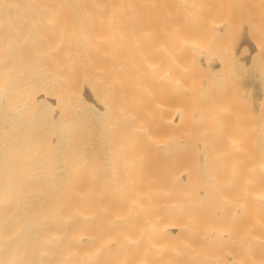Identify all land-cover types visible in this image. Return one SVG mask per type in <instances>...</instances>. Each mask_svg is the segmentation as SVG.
Wrapping results in <instances>:
<instances>
[{
    "label": "bare ground",
    "instance_id": "1",
    "mask_svg": "<svg viewBox=\"0 0 264 264\" xmlns=\"http://www.w3.org/2000/svg\"><path fill=\"white\" fill-rule=\"evenodd\" d=\"M250 42L264 0H0V264H264Z\"/></svg>",
    "mask_w": 264,
    "mask_h": 264
},
{
    "label": "rangeland",
    "instance_id": "2",
    "mask_svg": "<svg viewBox=\"0 0 264 264\" xmlns=\"http://www.w3.org/2000/svg\"><path fill=\"white\" fill-rule=\"evenodd\" d=\"M251 45H252V43L247 45V47H246L247 51L245 52V54H249V56H250V60H249V56L247 55L248 56L247 60L249 62H246L245 58L247 56L244 55L245 60L243 59V62L240 64L241 67L240 66L236 67L235 72L237 75L238 83H239V85L242 86V88H241V86H240V88L244 89V90H242V95H243L242 97L244 100V104L246 105V108L248 109L247 111H249V109H250V113H248V112L245 113V115L247 117L246 121H247V123H249V125H248L249 128H248L246 136H247L248 142H250V143L252 142V144H249V145L250 146H256V145L264 142V123H263L264 122V112H262L259 109L260 101L262 100V98L264 96V71H263L264 68H263V70L261 68V66L264 67V65H262L264 63V50H262L263 55L261 54L262 51L260 52V51L254 49V52H253L251 50V48L253 46L251 47ZM248 46L251 48H249ZM250 51H252L253 53H251ZM260 57H262V58H260ZM258 58L262 59V60H259ZM261 61H263V62H261ZM260 63H262V64L260 65ZM242 75H243V77H242L243 79L240 78ZM249 94H251V95H249ZM247 95H248V97H247ZM248 116H249V119H248ZM249 120H250V122H248ZM261 126H263V127H261ZM260 127L262 129H260ZM253 130H254V132H253ZM250 133L254 134L253 135L254 137Z\"/></svg>",
    "mask_w": 264,
    "mask_h": 264
}]
</instances>
